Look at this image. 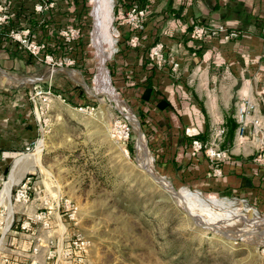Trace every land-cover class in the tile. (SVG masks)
Listing matches in <instances>:
<instances>
[{
	"label": "rangeland",
	"instance_id": "374dc122",
	"mask_svg": "<svg viewBox=\"0 0 264 264\" xmlns=\"http://www.w3.org/2000/svg\"><path fill=\"white\" fill-rule=\"evenodd\" d=\"M113 2L116 31L117 0ZM85 17L84 48L71 56L76 59L74 68L81 71L85 83L95 91L91 40L95 18L90 0H86ZM118 41L119 38L115 52L106 62L117 101L109 102L87 94L82 87V77L75 74L71 78L75 87L70 90L57 84V87L52 86L48 103L37 96L31 100L28 92L35 108L32 117L40 124V130L18 157L32 153L39 139L44 140V148L38 157L40 166L33 157L27 156L17 167L19 172L24 171V177H31L29 200L25 204L15 202L17 183H14L10 193L14 222L0 242V264H264V211L249 201V205L244 202L257 212V217L250 219V212L240 213L239 197L218 196L220 203L231 209L220 211L223 217L217 218V225L236 224L219 229L208 224L196 226L176 205L174 196L167 194L142 170L144 144L140 151L138 126L127 119L130 116L138 119L148 150L149 138L142 126L141 113L127 101L113 80L112 64ZM45 69L43 64H37L36 70L28 74L39 77ZM22 74L26 73L20 72L19 76ZM39 84L45 91L48 85ZM118 120L130 129L127 140L118 133L115 126ZM145 158L152 160L151 164L146 163L147 169L163 177L155 166L151 149ZM9 175L1 178L3 182ZM165 179L175 191L182 189L202 201L212 197L201 192L202 198L194 190ZM45 200L51 207L47 229L36 220ZM70 207L75 211H66ZM73 212L74 218L68 219L67 214ZM194 213L209 222L196 207ZM228 214L235 215L236 220H228ZM59 216L64 225L58 223ZM8 217L11 218L9 211ZM27 223L31 227L23 228ZM73 231L88 241L82 254L73 252L67 242ZM70 249L72 255L65 256ZM77 256L83 257L81 263Z\"/></svg>",
	"mask_w": 264,
	"mask_h": 264
},
{
	"label": "crops",
	"instance_id": "0c3cea01",
	"mask_svg": "<svg viewBox=\"0 0 264 264\" xmlns=\"http://www.w3.org/2000/svg\"><path fill=\"white\" fill-rule=\"evenodd\" d=\"M52 1L55 8L42 18L33 11L38 0H11V8L15 23L31 26L37 39L50 43L59 54L63 47L59 30L80 25L84 31L86 17L82 0ZM136 2L147 9L145 31L139 45L132 47L128 27H117L112 73L127 101L141 113L160 175L199 193L239 197L263 212L264 167L255 163L254 156L264 147V139H252L249 127L239 140L234 116L245 97L255 103L254 115L264 123V0H117L124 9ZM195 21L222 25L239 36L225 41L219 33L194 40L190 27ZM158 42L165 45L168 55V63L162 67L148 58V49ZM66 50L69 55L77 53L79 43ZM172 62L179 64L177 72L172 71ZM0 68L16 77H35L28 73L36 70L37 63L15 45L1 43ZM20 72L26 74L19 76ZM74 74L79 75L59 72L42 83L51 80L53 87L71 90ZM42 75H48L47 68ZM3 84L0 80V179L11 173L18 156L40 130L32 117L35 108L28 98L30 87ZM220 127L226 131L220 149L228 152V158L220 164L221 176L213 177V161L203 153L193 155L190 143L193 139L208 141ZM23 177L24 171L16 168L15 184Z\"/></svg>",
	"mask_w": 264,
	"mask_h": 264
},
{
	"label": "built area",
	"instance_id": "2783aa9c",
	"mask_svg": "<svg viewBox=\"0 0 264 264\" xmlns=\"http://www.w3.org/2000/svg\"><path fill=\"white\" fill-rule=\"evenodd\" d=\"M74 1V0H70ZM117 10L115 12L114 20L118 26H126L131 32L129 44L132 47H137L140 43L142 33L145 31L147 22V9L139 3H132L130 7L124 9L117 3ZM55 8V2L52 0H38L33 6L35 14L46 16L51 10ZM42 18V17H41ZM14 11L11 8V0H0V44L15 45L18 50L24 51L30 58H32L37 64H43L48 74L51 75L57 69L68 68L72 69L76 66V59L71 55L65 53L66 48L70 47L73 43L79 42L84 37V31L80 25H70L65 27L58 32V36L61 38V52L56 53L52 50L50 43L38 40L35 31L31 26L19 25L14 21ZM42 20V19H41ZM190 37L194 40H203L205 38H212L217 36L219 33L224 34L223 39L232 40L238 38V32L230 31L222 25H215L210 23H204L201 21H195L190 27ZM118 36V29L116 30ZM58 49L57 45H52ZM148 58L157 67H162L168 63V55L166 54L165 45L163 43H155L148 49ZM179 64L177 62L171 63V69L173 72H177ZM47 88L42 91L40 84H36L31 87L29 94L31 100L35 97H41L42 102L48 103L51 99V80L48 81ZM256 105L253 101L248 98L240 99L236 111H235V122L237 124L236 136L239 140L245 137L246 130L251 128V138L254 140L264 139V123L257 118L254 113ZM118 133L123 140L129 138L130 129L126 123L122 120H118L115 123ZM225 129L220 127L213 131L208 141L203 142L198 139H193L190 143L191 152L193 155L203 153L207 158L213 161L214 169L212 172L213 177L221 176L220 164L228 158V152L220 149V144L225 136ZM254 161L261 167H264V147L260 148L254 156ZM4 183L0 179V242L5 234L10 230L14 222V211L11 214V218L8 217V209L5 207V200H1V191ZM31 177H23L16 186L14 200L16 203L25 204L29 200ZM242 201V200H241ZM245 201V200H244ZM12 203V201H11ZM50 204L48 200L43 202V210L37 213L36 220L39 222L43 229L50 227L49 220V209ZM66 208V207H65ZM59 209V205H58ZM7 211V214L4 212ZM66 211H75V208H67ZM73 213H68V219H73ZM58 223L64 225L61 217H58ZM8 225V227H7ZM31 227L29 223L23 225V228ZM7 227V229H6ZM67 242L73 252L82 254L86 251L88 241L75 231L67 237ZM68 250L65 252V256L72 255V251ZM36 251V250H35ZM51 256V255H50ZM79 263L82 262L83 257L77 256Z\"/></svg>",
	"mask_w": 264,
	"mask_h": 264
},
{
	"label": "bare ground",
	"instance_id": "6f19581e",
	"mask_svg": "<svg viewBox=\"0 0 264 264\" xmlns=\"http://www.w3.org/2000/svg\"><path fill=\"white\" fill-rule=\"evenodd\" d=\"M90 5L93 8V15L95 18L94 28L91 34V40H92V46H93L92 56L94 57V69H95V75H94V90L95 91H92V92L103 98H107L109 101H112V102L113 100L117 101L118 95L110 83V79H109L108 72L106 69V62L110 59L112 54L115 52V44L117 42V34L113 27L114 2L113 0H90ZM133 119H134L133 117L131 116L129 117L130 122H133L134 121ZM137 144H138L140 151H141L142 144H144V151H146V144L143 141L142 136L137 138ZM43 148H44V140L39 139L36 143V146L33 152L27 155H23L22 157H19V159H17L12 166L11 173L8 177V180L4 183L3 190L1 191V200L2 201L5 200L6 208L8 209L10 216H11V211H12L10 193H11V188L13 184L15 183L14 176H15L17 165L20 163V161L23 158H26L27 156H31L34 158L33 159L34 162L40 166L38 157L43 151ZM147 162L151 164L152 160L149 161V159L145 158V168L146 169H147L146 167ZM151 173L153 174V172ZM160 181H161V184L164 185L165 188L167 189V190L165 189L167 194L173 195L174 194L173 191H174L176 196H178V198L180 199V204L184 208L191 210L190 212L194 215L192 218V221L194 224H198L202 226L208 224L210 226L217 227L216 229H219L218 227L233 226L234 224H236V223L226 222V224L220 223L219 225H217V222L219 220L217 218L220 216V218L222 219L223 217L220 211H223V210L227 211L231 209V208H226L223 204H221L219 201V198H216L214 196L210 198H204L201 193L197 191H193V192L199 193L201 197L205 199L204 201H202L199 199L200 197L198 196L194 197V196H191L189 192H182V189L175 191L170 185V183L167 182V180L164 178H161ZM238 206L239 208H241L239 209L241 214L246 215L247 212H250L253 215L252 216L251 214H248V217L250 219H252L254 216L257 217V212L254 209L249 208L248 206H245L244 201H239ZM195 207L197 208L198 212L202 213L203 215H206L207 216L206 218H209L208 220L209 222H204V220H201L199 217L196 216V214L194 213ZM234 216L228 214L226 217L225 215V217L228 220H236Z\"/></svg>",
	"mask_w": 264,
	"mask_h": 264
},
{
	"label": "water",
	"instance_id": "95a60500",
	"mask_svg": "<svg viewBox=\"0 0 264 264\" xmlns=\"http://www.w3.org/2000/svg\"><path fill=\"white\" fill-rule=\"evenodd\" d=\"M119 36H117V38H118ZM59 72H64V73H66V74H71L72 72H77L80 76H82L81 75V73H80V71H78V70H71V69H68V68H63V69H57V70H55L51 75H42V76H39V77H29V76H23V77H16V76H14V75H12V74H10L9 72H7V71H5V70H3V69H1L0 68V75H1V78H0V80H1V82H3L4 84V86H6V87H12V85L16 88V89H26V88H28V87H32V86H34V85H36V84H39V83H42V82H44V81H46V80H48V79H50V78H52L55 74H57V73H59ZM82 79V87L85 89V91H86V93L87 94H89V95H91L92 97H94V98H103V97H101V96H99V95H96V94H94L92 91H91V89L88 87V85L85 83V81L83 80V77L81 78ZM107 99V98H106ZM108 100V99H107ZM109 101V100H108ZM110 102V101H109ZM159 107L160 108H162V106L161 105H159ZM128 121H129V119H127ZM134 121V123H136L137 124V126H138V128H137V130H138V137H140V136H144V134H143V129H142V127H141V125H140V122L138 121V119L137 118H134L133 119ZM148 146L146 145V151H145V153H144V155H143V157L141 158V164H140V166H141V168H142V170L151 178V179H153L164 191H166L167 189L165 188V186L164 185H162L161 184V181H160V179L161 178H163V177H159V176H155V175H153L150 171H148V169H146L145 168V157H146V155L148 154ZM160 178V179H159ZM165 179V178H164ZM166 189V190H165ZM173 195H174V197H175V203H176V205L179 207V209L192 221V218H193V214L190 212V210H188V209H186V208H184L181 204H180V199L178 198V196H176V194H175V192L173 191ZM210 195H212V194H210ZM212 196H214V197H218V195H212ZM264 218V217H263ZM193 222V221H192ZM246 222H249V221H246ZM194 224V223H193ZM248 224H251V225H253V224H255V223H248ZM256 224H258V223H256ZM196 226H202V225H198V224H195ZM260 225V224H259ZM263 226H264V224H262Z\"/></svg>",
	"mask_w": 264,
	"mask_h": 264
},
{
	"label": "trees",
	"instance_id": "16d2710c",
	"mask_svg": "<svg viewBox=\"0 0 264 264\" xmlns=\"http://www.w3.org/2000/svg\"><path fill=\"white\" fill-rule=\"evenodd\" d=\"M81 6H82V13L85 16L86 0H82ZM85 31H87L86 28H84V34H85ZM78 43H79V51H80V50H82L84 48V46H82L83 45V39H81ZM140 119H141V122L144 123V121L142 120L141 117H140ZM142 126H143V124H142Z\"/></svg>",
	"mask_w": 264,
	"mask_h": 264
}]
</instances>
